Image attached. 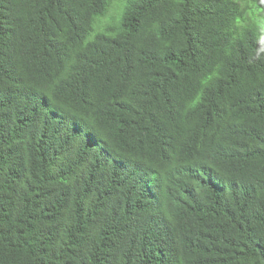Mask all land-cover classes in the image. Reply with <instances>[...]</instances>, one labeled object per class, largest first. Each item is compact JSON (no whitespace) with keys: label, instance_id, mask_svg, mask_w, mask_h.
Here are the masks:
<instances>
[{"label":"trees","instance_id":"obj_1","mask_svg":"<svg viewBox=\"0 0 264 264\" xmlns=\"http://www.w3.org/2000/svg\"><path fill=\"white\" fill-rule=\"evenodd\" d=\"M0 0V264H264V0Z\"/></svg>","mask_w":264,"mask_h":264},{"label":"rangeland","instance_id":"obj_2","mask_svg":"<svg viewBox=\"0 0 264 264\" xmlns=\"http://www.w3.org/2000/svg\"><path fill=\"white\" fill-rule=\"evenodd\" d=\"M112 7H111V13L108 14L107 16H104L100 18L99 23L101 25H105L106 23L110 22V18L113 14L118 13L119 15L121 12H123L124 6L123 4L125 3V0H113L112 1Z\"/></svg>","mask_w":264,"mask_h":264}]
</instances>
